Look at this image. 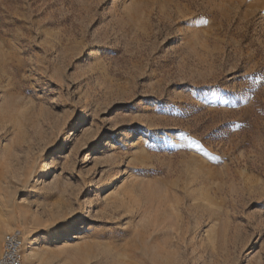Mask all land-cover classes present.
Listing matches in <instances>:
<instances>
[{
    "label": "rangeland",
    "instance_id": "rangeland-1",
    "mask_svg": "<svg viewBox=\"0 0 264 264\" xmlns=\"http://www.w3.org/2000/svg\"><path fill=\"white\" fill-rule=\"evenodd\" d=\"M23 264H264V0H0V252Z\"/></svg>",
    "mask_w": 264,
    "mask_h": 264
},
{
    "label": "built area",
    "instance_id": "built-area-1",
    "mask_svg": "<svg viewBox=\"0 0 264 264\" xmlns=\"http://www.w3.org/2000/svg\"><path fill=\"white\" fill-rule=\"evenodd\" d=\"M24 235L20 228L9 230L2 241L0 264H23Z\"/></svg>",
    "mask_w": 264,
    "mask_h": 264
},
{
    "label": "bare ground",
    "instance_id": "bare-ground-1",
    "mask_svg": "<svg viewBox=\"0 0 264 264\" xmlns=\"http://www.w3.org/2000/svg\"><path fill=\"white\" fill-rule=\"evenodd\" d=\"M23 261H24V259H23Z\"/></svg>",
    "mask_w": 264,
    "mask_h": 264
}]
</instances>
